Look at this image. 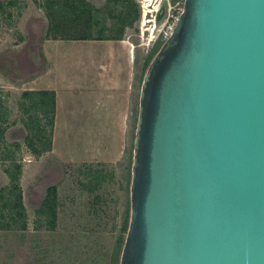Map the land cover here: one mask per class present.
Instances as JSON below:
<instances>
[{
  "label": "water",
  "instance_id": "obj_1",
  "mask_svg": "<svg viewBox=\"0 0 264 264\" xmlns=\"http://www.w3.org/2000/svg\"><path fill=\"white\" fill-rule=\"evenodd\" d=\"M120 264H264V0H184L142 84Z\"/></svg>",
  "mask_w": 264,
  "mask_h": 264
},
{
  "label": "rangeland",
  "instance_id": "obj_2",
  "mask_svg": "<svg viewBox=\"0 0 264 264\" xmlns=\"http://www.w3.org/2000/svg\"><path fill=\"white\" fill-rule=\"evenodd\" d=\"M49 1L0 0V187L10 182L5 171L12 162L5 157L8 154L21 166L18 176L29 222L25 230L0 228V264H120L131 216L132 164L142 84L183 0H77L73 2L80 5L79 9L63 5L61 13L54 14L57 21L52 23H59L60 30L67 28L62 33L90 31L113 36L125 26L124 38L135 45L125 147L116 161H63L56 155L30 153L32 131L25 123L31 122L35 129L40 122L48 135L50 127L47 116L21 106L24 90L20 83L45 64L40 53L41 40L51 31ZM87 8L92 11L91 29L86 23ZM144 9L146 23L142 21ZM69 40L51 50L56 61L53 77L61 99L58 147L64 155L78 157L85 148L95 152L93 143L99 133L103 136V110L97 101L105 97L100 92L109 77H122L128 53L117 39ZM77 88L83 93L76 95ZM30 114L37 115L34 122ZM106 124L110 147L120 132L114 131L112 123ZM34 141L37 148H42L43 143ZM52 186L56 187L55 198ZM48 198L53 202L54 229L48 228L53 215L41 211ZM119 236L123 241L117 251Z\"/></svg>",
  "mask_w": 264,
  "mask_h": 264
},
{
  "label": "crops",
  "instance_id": "obj_3",
  "mask_svg": "<svg viewBox=\"0 0 264 264\" xmlns=\"http://www.w3.org/2000/svg\"><path fill=\"white\" fill-rule=\"evenodd\" d=\"M65 40L70 41L69 39L55 38L53 36L46 35L44 39L41 40L42 53H40L41 57L44 58L45 61L44 66L34 75L23 78L20 83L21 89L23 90H43L46 92L47 97H50V92L54 91L56 95V114L55 123L52 130V146L50 149H47L38 155H56L59 156L63 161H116L123 155L125 147L124 142L127 129V119L129 115V102L134 81L133 64L135 45L132 41L127 40L126 38L117 39L121 47L125 49L128 54H125L126 64L123 68L122 77L119 75H113V80H111L112 78L110 79V77L106 75L109 77V81L104 82L102 80V83L104 82L105 86L101 88L100 94H105V97L98 99L97 105L100 110H103V126L101 125L100 127V130H103V136L101 133L97 135L98 141L93 143V150L95 149V152H90L92 148H85L84 154L77 157L73 154L64 155L58 147L61 99L60 88L56 85V78L53 77V71L56 68V61L52 56L53 53L51 50L59 42ZM119 78L121 79V83L118 82ZM0 79H2L1 76ZM81 93H83L81 88L75 89L76 95ZM106 122H108L110 125L112 123L114 126V131L117 130L120 132L118 134L113 132V134H117L115 138L117 141H115L114 144H111L110 147L107 146L108 140H110V135L108 137L106 135V131H109L110 129ZM26 144L28 143L26 142ZM28 147L31 155L37 154L29 144Z\"/></svg>",
  "mask_w": 264,
  "mask_h": 264
},
{
  "label": "trees",
  "instance_id": "obj_4",
  "mask_svg": "<svg viewBox=\"0 0 264 264\" xmlns=\"http://www.w3.org/2000/svg\"><path fill=\"white\" fill-rule=\"evenodd\" d=\"M72 2H69L68 0H50L47 4V7L52 10V21L50 23V36H53L55 38H62V39H123L124 36V28L125 26H122L120 29V32L118 34H115L113 36H107L106 34L101 33H92L90 31L81 32L77 34H71L68 32L62 33L61 31L67 30L66 27H64V30H60L59 23H52L55 22V16L54 14L56 11H59L61 13V9L63 8V5L68 6H74V8H78L79 6L77 4H74L73 1L77 0H70ZM87 5V2H86ZM89 11L88 19L86 20L88 29L92 28L93 20H92V11L90 8H87ZM76 13V17L80 18V14ZM138 14V12H137ZM161 14H159L160 16ZM51 17V16H50ZM57 21V20H56ZM60 31V32H58ZM48 35V36H49ZM50 97L46 96V92L43 90H24L23 91V100L21 102V106L25 109V111H30L32 109H35L39 111V113H42V115L47 116L48 122L47 125L50 127V133L49 135L46 134V128L42 126L41 124H37L36 128H32L30 123L26 122L25 127L26 129H30L32 131V135H30V141H28L29 145L33 148V150L40 154L43 151L50 149L52 146V130L55 123V114H56V95L55 92H50ZM29 99V100H28ZM33 114H30V121L35 120V117L37 115L32 116ZM34 117V118H33ZM35 137V138H34ZM34 139H37L40 141V143H43L42 148L36 147V142ZM5 157L8 159H12L11 165L7 166L5 171L10 176V182L9 184L3 185L0 187V228H7V229H22L25 230L28 228V214L26 205L24 203V197H23V189L21 187L18 171L20 170V164L17 162V160H14L10 155L6 154ZM50 191L52 192L53 196L52 198H55L56 195V187L52 186L50 188ZM53 202L50 198L45 199L41 211L53 215L52 218H49V221L52 222L48 226V228L54 229L56 226V223H54V211L51 210L53 208ZM51 210V211H50ZM125 229H127L125 225ZM123 238L119 236L118 244H117V251L119 249V246L122 244Z\"/></svg>",
  "mask_w": 264,
  "mask_h": 264
},
{
  "label": "built area",
  "instance_id": "obj_5",
  "mask_svg": "<svg viewBox=\"0 0 264 264\" xmlns=\"http://www.w3.org/2000/svg\"><path fill=\"white\" fill-rule=\"evenodd\" d=\"M183 7H184V0L182 2H179V11H178V14L175 16L174 23L171 25L170 30L165 33V39L168 38L170 36V34L172 33V31H173V29L175 27L176 21H177L179 15H180V13L183 10Z\"/></svg>",
  "mask_w": 264,
  "mask_h": 264
},
{
  "label": "bare ground",
  "instance_id": "obj_6",
  "mask_svg": "<svg viewBox=\"0 0 264 264\" xmlns=\"http://www.w3.org/2000/svg\"><path fill=\"white\" fill-rule=\"evenodd\" d=\"M147 6H149V5L146 4L145 8H147ZM147 9H148V8H147ZM147 20H148V18H147V10L144 9V13H143L142 21H143V23H146Z\"/></svg>",
  "mask_w": 264,
  "mask_h": 264
}]
</instances>
